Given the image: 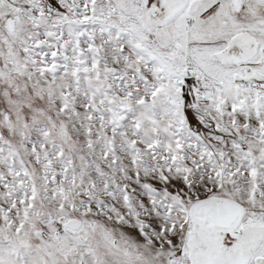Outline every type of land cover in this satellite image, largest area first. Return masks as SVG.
Listing matches in <instances>:
<instances>
[{"label": "snow or ice", "instance_id": "obj_1", "mask_svg": "<svg viewBox=\"0 0 264 264\" xmlns=\"http://www.w3.org/2000/svg\"><path fill=\"white\" fill-rule=\"evenodd\" d=\"M0 264H264V0H0Z\"/></svg>", "mask_w": 264, "mask_h": 264}]
</instances>
